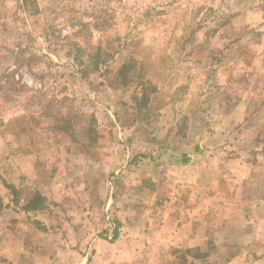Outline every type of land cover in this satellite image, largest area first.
<instances>
[{"label": "rangeland", "instance_id": "rangeland-1", "mask_svg": "<svg viewBox=\"0 0 264 264\" xmlns=\"http://www.w3.org/2000/svg\"><path fill=\"white\" fill-rule=\"evenodd\" d=\"M35 1L0 0V264H122L134 240L152 262L167 217L218 241L253 210L264 0Z\"/></svg>", "mask_w": 264, "mask_h": 264}, {"label": "crops", "instance_id": "crops-1", "mask_svg": "<svg viewBox=\"0 0 264 264\" xmlns=\"http://www.w3.org/2000/svg\"><path fill=\"white\" fill-rule=\"evenodd\" d=\"M235 209L236 208H228V212L221 218H218L217 221L226 225V227L222 228L220 234L215 235L219 238L218 241L209 237L202 238L199 231L206 229L205 235H207L213 229V226L208 225V223L200 219H196L195 217L191 218L189 222L192 224L193 229L188 232L190 228L189 222L183 224L179 229H172L170 226L171 220L167 217L166 223L168 226L165 224L163 227L162 223L159 225L161 229H163L165 236L161 243H157L160 251L157 255H154L152 262L148 254L149 240L145 242L138 240L130 242L128 248L130 251L134 250V252L122 256L118 262H123L122 264H168L173 258L164 254L161 250L172 246L173 248L184 250L188 248H199L200 253L197 252V254H200V258L195 257V255L192 256L191 260L193 264L264 263V197H255L252 211L248 212L246 209L242 208H239V210ZM241 212H244L246 215L248 214L249 218L242 216ZM235 217H237V221L240 219L244 222V229L237 230L239 227L235 222ZM213 219L214 217L210 219L211 223L216 221H213ZM199 220L203 225L196 230V222ZM181 221H183V219H181ZM172 232L174 233L173 235ZM136 250H139V254H137ZM34 258L35 255L33 254V261ZM48 260L50 261V258H48Z\"/></svg>", "mask_w": 264, "mask_h": 264}, {"label": "trees", "instance_id": "trees-1", "mask_svg": "<svg viewBox=\"0 0 264 264\" xmlns=\"http://www.w3.org/2000/svg\"><path fill=\"white\" fill-rule=\"evenodd\" d=\"M21 2H22V6H23V8L25 9V10H30V6H33V13L35 14V13H38V11H39V9L37 8V4H36V1L35 0H33L32 2H33V4L31 3V0H21ZM101 56H102V51H101V49L100 48H98L97 49V52H96V54H95V56H91V58H92V60H94L95 58L97 59V58H100L98 61H97V63H96V65H95V68L92 70V72H99L100 71V67H101V65H106L108 62H109V60H103V59H101ZM36 59V60H40L41 59V57L40 56H36V55H34L33 56V59ZM83 74V76L84 75H87V73L85 72V73H82ZM52 102H56V100L54 99L53 101H51V103ZM3 206V203H2V200L0 199V207H2ZM118 229H116V231H115V233H114V238L115 239H117L118 238V231H117ZM190 254V253H192V250H188L187 252H186V254ZM195 257H197V258H200V255L199 254H197V255H195Z\"/></svg>", "mask_w": 264, "mask_h": 264}]
</instances>
